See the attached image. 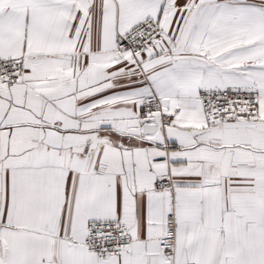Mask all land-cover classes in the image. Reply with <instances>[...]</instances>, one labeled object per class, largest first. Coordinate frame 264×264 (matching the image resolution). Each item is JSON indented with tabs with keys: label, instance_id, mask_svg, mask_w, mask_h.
<instances>
[{
	"label": "snow or ice",
	"instance_id": "snow-or-ice-1",
	"mask_svg": "<svg viewBox=\"0 0 264 264\" xmlns=\"http://www.w3.org/2000/svg\"><path fill=\"white\" fill-rule=\"evenodd\" d=\"M0 264H264V0H0Z\"/></svg>",
	"mask_w": 264,
	"mask_h": 264
}]
</instances>
